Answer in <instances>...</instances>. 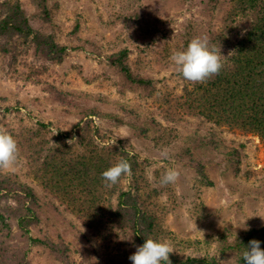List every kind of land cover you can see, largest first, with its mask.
<instances>
[{
    "label": "rangeland",
    "instance_id": "374dc122",
    "mask_svg": "<svg viewBox=\"0 0 264 264\" xmlns=\"http://www.w3.org/2000/svg\"><path fill=\"white\" fill-rule=\"evenodd\" d=\"M12 1L20 2L35 32L53 35L68 51L50 64L34 50L27 52L22 41L14 59L0 50V130L19 146L17 164L0 174L33 189L38 204L30 206L31 213L40 220L27 235L16 222L0 227V244L27 254L30 264H62L34 240L62 250L68 244L72 264H127L126 249L133 244L117 235L110 221L101 226L103 237L95 235L78 208L45 190L40 166L31 163L34 145L44 149V158L89 156L93 148L106 156L125 150L136 158L137 182L125 176L107 207L117 209L120 192L135 195L138 187L144 210L155 217L161 241L174 253L187 255L189 250L180 252L175 244L198 239L218 264L232 257V264H240L237 254L223 257L215 241L227 229L242 235L264 227L257 217H264V146L253 133L213 127L179 110L189 82L170 60L193 38L210 41L228 28L234 0L215 6L211 0ZM42 1L52 22L45 19L50 11ZM240 24L244 37L251 24ZM123 50L132 74L144 84L131 88L113 68L109 57ZM86 126L91 148L80 142ZM165 149L167 158L160 154ZM170 168L180 172L179 180L161 185ZM8 203L17 208L13 200Z\"/></svg>",
    "mask_w": 264,
    "mask_h": 264
},
{
    "label": "trees",
    "instance_id": "16d2710c",
    "mask_svg": "<svg viewBox=\"0 0 264 264\" xmlns=\"http://www.w3.org/2000/svg\"><path fill=\"white\" fill-rule=\"evenodd\" d=\"M217 2L218 0H211L210 3L215 6ZM40 5L45 12L50 11L45 1ZM20 6V2L0 0V50L6 56L12 54L14 59L18 43L22 41L27 46V52L34 50L37 58L50 64L61 62L68 49L58 44L53 35L35 32ZM50 14L51 11L45 16L47 22H52ZM242 22L251 24V29L244 37H241ZM227 23L228 28H224L214 37L210 36L209 41V46L221 54L223 64L221 72L204 84L188 81L189 86L185 88L182 97L184 102L179 104V110L202 119L213 127L238 128L246 133H253L260 138L264 146V0H234L233 11ZM109 61L113 68L121 72L125 83L131 88L145 83L132 74L128 66L127 50L110 56ZM94 115L93 112L88 113L89 117ZM87 132V126L83 127L79 134L80 142L91 148L93 140L87 137ZM34 146H31L34 153L31 163L32 167L40 166L42 172L37 175L45 190L57 200H68L78 208L88 220L87 227L97 236L103 237L101 226L104 227L110 221L117 235L121 234L125 242L133 244L132 248L126 249L127 264H130L129 256L136 251L137 246L145 242L146 238L161 241L157 221L144 210L138 187L135 195L120 192L117 209L106 206L115 193L120 191L125 176H122L116 185L107 188L102 178L105 170L121 160H127L131 165L132 178L137 182L138 164L134 156L130 157V153L116 150L110 151L106 156L105 153H98L93 148L89 156L73 157L55 153L44 158V149ZM200 172L204 176V172L202 170ZM106 195L109 196L108 201ZM10 200L16 203L17 208L8 203ZM35 204H38V198L33 189L8 174H0L1 229L10 228L11 223L16 222L24 234H29L31 228L40 221L31 213L30 206ZM229 231L225 230L215 241L223 257L237 254L238 262L245 264L242 253L252 239L259 240L261 248L264 249V227L249 230L242 235ZM34 241L49 247L51 254L62 264H72L69 255L71 247L68 244H65L62 250L49 241ZM175 247L180 252L183 250L190 252L187 255L171 253L169 257L171 264H218L216 258L214 259L209 251L204 249L203 242L198 239L178 242ZM0 264H30V261L27 254L12 250L2 243Z\"/></svg>",
    "mask_w": 264,
    "mask_h": 264
},
{
    "label": "clouds",
    "instance_id": "9594fccd",
    "mask_svg": "<svg viewBox=\"0 0 264 264\" xmlns=\"http://www.w3.org/2000/svg\"><path fill=\"white\" fill-rule=\"evenodd\" d=\"M224 56V55H223ZM171 62L177 67L182 77L192 83L204 84L212 77L218 75L223 64L221 54L214 47L209 46L207 37L193 38L186 49L174 51L170 56ZM73 140H69L71 144ZM161 156L167 158L169 152L163 150ZM19 160V146L15 137L0 130V170H12ZM131 165L127 160H121L102 173L105 187L116 185L122 176L131 175ZM180 178L177 169H167L161 176V185H174ZM260 217L264 221V217ZM173 248L166 241L146 238L145 242L136 247V251L129 256L132 264H171L170 254ZM245 264H264V249L261 242L256 239L249 241L246 250L242 253ZM233 257L226 260L232 264Z\"/></svg>",
    "mask_w": 264,
    "mask_h": 264
}]
</instances>
